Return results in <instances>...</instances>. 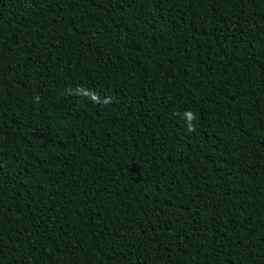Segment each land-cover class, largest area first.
<instances>
[{"label": "trees", "instance_id": "16d2710c", "mask_svg": "<svg viewBox=\"0 0 264 264\" xmlns=\"http://www.w3.org/2000/svg\"><path fill=\"white\" fill-rule=\"evenodd\" d=\"M0 264H264V0H0Z\"/></svg>", "mask_w": 264, "mask_h": 264}, {"label": "clouds", "instance_id": "9594fccd", "mask_svg": "<svg viewBox=\"0 0 264 264\" xmlns=\"http://www.w3.org/2000/svg\"><path fill=\"white\" fill-rule=\"evenodd\" d=\"M68 94L87 97L93 103L108 104L111 102L110 97H105L103 100H101L95 91L82 86L76 87L75 89H68ZM35 99L38 101L39 97H36ZM174 115H179L183 120L186 134L197 132L196 121L198 116L193 110L185 109L182 113H174Z\"/></svg>", "mask_w": 264, "mask_h": 264}]
</instances>
